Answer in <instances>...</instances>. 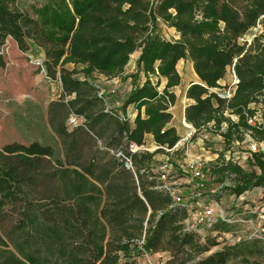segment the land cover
Returning a JSON list of instances; mask_svg holds the SVG:
<instances>
[{"label": "trees", "instance_id": "obj_1", "mask_svg": "<svg viewBox=\"0 0 264 264\" xmlns=\"http://www.w3.org/2000/svg\"><path fill=\"white\" fill-rule=\"evenodd\" d=\"M158 19L178 39L162 37ZM9 38L21 51L39 47L47 76L61 83L49 121L64 156L39 141L0 148V264H138L144 251L167 253L164 264H264V239L211 252L233 226L218 219L211 223L218 234L202 237L186 223L188 204H175L159 187L154 166L157 153L185 136L171 110L182 59L192 61L199 78L185 93L194 138L210 129L228 148L248 133L264 142V0H40L27 10L18 0H0V68ZM134 53L132 90L114 108L90 78L122 76ZM231 66L238 83L227 99L212 89L222 87ZM129 106L135 117L121 120ZM70 114L84 121L69 128ZM148 135L158 148L132 154L129 145L148 144ZM124 157H132V167ZM214 174L231 182L219 193L264 187V150L252 154L248 170L228 162Z\"/></svg>", "mask_w": 264, "mask_h": 264}, {"label": "rangeland", "instance_id": "obj_2", "mask_svg": "<svg viewBox=\"0 0 264 264\" xmlns=\"http://www.w3.org/2000/svg\"><path fill=\"white\" fill-rule=\"evenodd\" d=\"M38 2L40 0H18V6L27 10L30 4ZM157 28L162 37L167 40L173 41L179 37L176 30L161 19L157 20ZM258 29H260L259 26L246 37H252ZM1 53L5 57L6 65L0 68V148L14 141L24 144L39 141L45 145H52L57 155L63 158L61 140L52 130L49 121L50 104L62 97V86L59 80L50 79L39 65V62L44 59L42 50L33 44L28 51H21L15 41L9 38L2 47ZM136 58L137 53H134L122 76L108 82L107 79H102L95 74L90 81L101 87L112 102L120 97H126L128 88L130 85L133 86L130 74L136 71ZM65 67L72 69L73 65L67 64ZM177 69L182 76V85L174 89L178 101L172 110L173 124L185 135L182 123V108L187 100L185 93L188 85L199 81V78L195 75L189 58L182 59ZM139 81H144L143 75L139 77ZM230 82L231 75L227 72L220 84L228 86ZM163 86L164 81L161 82L159 90H162ZM112 90H115V93H112ZM251 107L261 108L260 105H251ZM70 116L67 126L72 128ZM201 135L204 137V142H198L195 139L189 142L182 141L169 155L157 153L154 156L156 170L161 169L166 172L169 181L180 189L184 202L191 207L192 213L186 221L187 225L197 229L202 237L209 234L217 235L218 232H211V224L199 222L198 212L212 208L211 215L214 221L224 219L233 226L232 232L220 233L218 240L221 245L213 248L211 252L221 249L224 244H234L242 239H264V187H255L240 196L230 191L219 193L221 188L230 185L231 182H221L214 174L216 166L228 162L236 163L248 170L249 161L243 158L241 153L247 151L251 141L256 142V140L248 138L244 144L235 143L232 150H229L220 132L206 129ZM147 145L154 151L155 145L152 140L148 139ZM259 147L261 151L264 150V142ZM189 160L207 163L204 171L207 186L200 194L189 168ZM212 190L218 193H212ZM168 258L167 253L146 255L143 252L142 257H138V264H164Z\"/></svg>", "mask_w": 264, "mask_h": 264}, {"label": "built area", "instance_id": "obj_3", "mask_svg": "<svg viewBox=\"0 0 264 264\" xmlns=\"http://www.w3.org/2000/svg\"><path fill=\"white\" fill-rule=\"evenodd\" d=\"M44 60H45V58L42 61L39 62V65L46 72L45 65H44ZM227 71L231 75V82H230V84L228 86H223V85L220 84L222 86L221 88H213L212 91H214V92L222 95L223 97H225L227 99H230L231 96L233 95V92L235 91L236 85L238 83V79L236 77V74H235V71L233 69V66L228 67ZM112 93H115V90H112ZM103 94H104V92H103V90H101L100 91V96L103 95ZM134 115H135V113L134 114H130L128 112H127V114H123L122 112L119 113V116H120V119L121 120H126V119L132 120L134 118ZM232 118L233 119H236V117H232ZM69 121H70L71 125L75 126V125L81 124L84 121V119L82 117H79V116L75 115V114H72L70 116ZM250 122H252V120H250ZM182 123H183L184 127L187 129V132H186L185 136L173 148H171V149H167L166 148V152L167 153H163V154L169 155L170 153L174 152L178 148L179 144L182 141L189 142V141L195 139L198 142L199 141L200 142L201 141L204 142V137H201V136H203V135H201L202 132L197 137L194 138V135L196 133V130L194 129V127L191 124L187 123L186 120H185V118H183ZM209 126L211 127L212 126V123ZM226 126H227L226 123H224L222 125V130H224L226 128ZM205 130L206 129H204L203 132ZM248 138H253V137L248 133V134H246V138H245L244 141H242V142L237 141L235 143H241V144L243 143L244 144ZM235 143H233L229 147V150L231 148H233V146H234ZM261 144H263V142L251 141L248 144L247 151L241 153V156L243 158L248 159V161H249V159L251 158V156H252L253 153L258 152V151H261L260 150V147H259V145H261ZM129 148H130V151L132 152V154L140 153V152H146V151H152L151 148H148V145L147 144L146 145H140L139 146L137 144L131 143L129 145ZM157 148H158L157 146H154V148H153L154 151ZM124 158H125V164H126V166L132 167V157H124ZM163 167H165V166H163ZM189 168H190V170H191V172L193 174V177L196 180V186H197L198 191H199L198 194H200V192L201 191H204V189L207 186V182H206L207 179H206L205 174H204V171L207 168V163L206 162H202V161H197V160H189ZM156 171L160 173L161 185L159 187L165 188V189H167L170 192L171 197H172L174 203L175 204H187V203L184 202V197L180 193V189L177 186H175L171 181H169L166 172L164 170H161V169L156 170ZM211 192L212 193H215V194L217 193L216 190H212ZM188 207H189V212H190V217H191L192 211H191V207L189 206V204H188ZM212 211H213L212 208H206L203 211H199L198 212L199 215H200L199 222L211 224L214 221L212 219L213 216L211 215ZM144 253L146 255H148L147 252L144 251Z\"/></svg>", "mask_w": 264, "mask_h": 264}, {"label": "crops", "instance_id": "obj_4", "mask_svg": "<svg viewBox=\"0 0 264 264\" xmlns=\"http://www.w3.org/2000/svg\"><path fill=\"white\" fill-rule=\"evenodd\" d=\"M138 56H139V53H137V58H138ZM136 58V59H137ZM181 61V60H180ZM179 61V62H180ZM178 62V63H179ZM193 64V63H192ZM194 68V67H193ZM195 75H196V73H195ZM100 77H102V79H107V81L109 82L111 79H108L106 76H104V75H99ZM197 76V75H196ZM198 77V76H197ZM164 84H165V82H164ZM190 85H188V87H189ZM188 87H187V89H188ZM131 90H132V85H130V87L128 88V91H127V93L129 94L130 92H131ZM109 98L110 97H108V102H107V104H112V107H114V108H119V106L121 105V103L123 102V100H124V98H126V97H120L118 100H115L114 102H112L111 100H109ZM122 100V101H121ZM192 102V100H190V99H188L187 98V100H186V102H185V104H184V106H183V108H182V119L185 117V108L187 107V105L189 104V103H191ZM176 106V105H175ZM175 106H173L172 107V109L171 110H173V108H175ZM127 112L128 113H130V114H134L135 113V115H136V112H135V109H134V107L133 106H129L128 108H127ZM173 113V112H172ZM135 115H134V117H135ZM173 120H174V113H173ZM174 125V124H173ZM179 130V129H178ZM179 132L181 133V131L179 130ZM147 138L148 139H150V140H152V142H153V138H152V136L151 135H148L147 136Z\"/></svg>", "mask_w": 264, "mask_h": 264}]
</instances>
